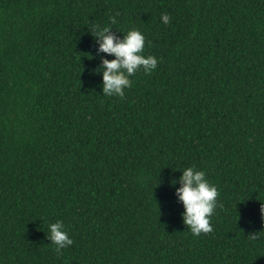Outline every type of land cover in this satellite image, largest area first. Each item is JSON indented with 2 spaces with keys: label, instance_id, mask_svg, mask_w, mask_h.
<instances>
[{
  "label": "trees",
  "instance_id": "obj_1",
  "mask_svg": "<svg viewBox=\"0 0 264 264\" xmlns=\"http://www.w3.org/2000/svg\"><path fill=\"white\" fill-rule=\"evenodd\" d=\"M94 25L159 61L122 99ZM188 167L219 192L200 236ZM0 264H264V0H0Z\"/></svg>",
  "mask_w": 264,
  "mask_h": 264
},
{
  "label": "clouds",
  "instance_id": "obj_2",
  "mask_svg": "<svg viewBox=\"0 0 264 264\" xmlns=\"http://www.w3.org/2000/svg\"><path fill=\"white\" fill-rule=\"evenodd\" d=\"M170 22L168 14L161 15V23L167 25ZM111 23H116L115 18ZM92 36L98 44L97 51L113 57L111 60L102 59L101 67L95 70L102 78V96L122 99L125 90L132 86L130 77L139 71L151 74L156 70L159 61L155 56L144 55L145 36L139 30L132 29L120 38L110 27L94 25ZM175 184L180 185L174 195L183 207L181 220L186 231H190L193 236L211 233V217L219 196L217 187L209 183L204 171L196 170L195 167L184 169L178 180L172 182L173 186ZM48 232L47 240L55 245L58 253L73 244L62 221L49 224ZM257 237L256 233L248 236L252 241H256Z\"/></svg>",
  "mask_w": 264,
  "mask_h": 264
}]
</instances>
